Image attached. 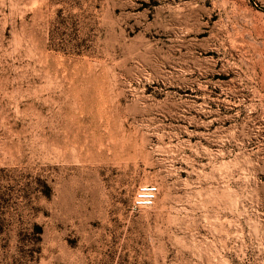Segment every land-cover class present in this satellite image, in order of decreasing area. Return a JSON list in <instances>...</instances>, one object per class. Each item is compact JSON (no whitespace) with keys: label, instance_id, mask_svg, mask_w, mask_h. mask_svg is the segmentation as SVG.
<instances>
[{"label":"rangeland","instance_id":"374dc122","mask_svg":"<svg viewBox=\"0 0 264 264\" xmlns=\"http://www.w3.org/2000/svg\"><path fill=\"white\" fill-rule=\"evenodd\" d=\"M0 264H264V0H0Z\"/></svg>","mask_w":264,"mask_h":264},{"label":"built area","instance_id":"2783aa9c","mask_svg":"<svg viewBox=\"0 0 264 264\" xmlns=\"http://www.w3.org/2000/svg\"><path fill=\"white\" fill-rule=\"evenodd\" d=\"M158 190L155 186L146 185L138 187L133 199V205L136 208L151 207L157 198Z\"/></svg>","mask_w":264,"mask_h":264},{"label":"bare ground","instance_id":"6f19581e","mask_svg":"<svg viewBox=\"0 0 264 264\" xmlns=\"http://www.w3.org/2000/svg\"><path fill=\"white\" fill-rule=\"evenodd\" d=\"M21 43V42H20Z\"/></svg>","mask_w":264,"mask_h":264}]
</instances>
